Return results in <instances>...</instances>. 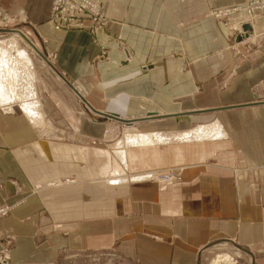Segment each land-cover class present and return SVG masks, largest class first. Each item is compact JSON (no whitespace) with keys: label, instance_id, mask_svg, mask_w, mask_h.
<instances>
[{"label":"crops","instance_id":"1","mask_svg":"<svg viewBox=\"0 0 264 264\" xmlns=\"http://www.w3.org/2000/svg\"><path fill=\"white\" fill-rule=\"evenodd\" d=\"M101 1L107 24L90 31L56 29L52 0H0L1 18L35 33L52 77L39 98L28 82L35 115L0 105L4 261L56 264L68 247L113 249L123 264H200L206 245L229 240L264 264V12L232 19L231 40L212 13L251 0ZM124 128L168 140L125 146L131 171L180 181L107 183L109 142Z\"/></svg>","mask_w":264,"mask_h":264},{"label":"rangeland","instance_id":"2","mask_svg":"<svg viewBox=\"0 0 264 264\" xmlns=\"http://www.w3.org/2000/svg\"><path fill=\"white\" fill-rule=\"evenodd\" d=\"M253 2H251L252 3L251 5H253ZM259 2L261 3V0ZM248 4H249V2L246 1L243 4H241V5H244V7H242L240 4H238V5H233L232 7L228 6V7L219 8L217 10L226 9V8L229 9V8H233V7L239 8V5H240V8L243 9L245 12V10L248 9L247 8ZM257 11H256V13H257ZM215 12H216V10H215ZM260 12H264V8H261L259 10V13ZM256 13L255 12L252 13L253 14L252 18L255 17L254 14L256 15ZM49 15H50V11L48 14V19H47L48 21H50ZM213 15L215 16V14H213ZM245 15H247V14H245ZM232 19L236 20L235 22H238L242 19V14L238 11H234L233 14H229V15H227L221 19L224 26L228 29L226 32H227V35L229 36V38H231V40H233L234 36L238 33V29L232 25V23L234 22V21H232ZM6 20L7 19H3L0 17V40L9 41L12 39H17V42L10 46L11 49L13 48V50H11L12 55L16 53L15 49L17 47L25 49L28 52V54L30 55L32 62L34 64L35 81L33 82V88H34V90H35V92L39 98L40 97L39 93L46 86V81L49 82L48 79L52 78L49 76V71H50L49 67L47 65L43 64V62H41L43 60L41 59V57L38 55V53L36 51L37 48L38 49L41 48L40 42L38 41L37 37L35 36V33L33 31H31L28 26L26 27V25L20 23V21L18 22V20L16 21V19L15 20H9V22H7ZM235 22H234V24H235ZM87 23H88V21H87ZM63 29H65V28H63ZM19 33H23L26 37L23 38ZM14 35H16V37ZM253 39H257V36L256 37L254 36ZM30 41L33 42L35 44V46H37V47L30 44L29 43ZM248 44H250V43H248V41H247L244 45H248ZM231 45H233V49H232ZM231 45H230V48L232 49L235 57L242 56L243 53L241 52V49L238 47L234 48L236 45L235 43L234 44L231 43ZM236 51L237 52L239 51V53H236ZM100 59H101V61L102 60L104 61V60H107L108 58L106 56V57L100 58ZM15 63H16L15 65L20 70V73L23 72L22 65L18 61H15ZM94 76L96 79L99 78L97 74ZM27 85H28V83L26 82V80H23L21 87L17 91L18 96L25 95L24 94V90H25L24 88H26ZM254 100H255V102H263L262 101L263 98L260 95H255ZM14 104L20 105L18 101L14 102ZM152 114H150V115H152ZM207 118L209 119V117H207ZM191 119L196 121V124H194L196 126H199L200 124H204L208 120V119L205 120L206 117H201V118L196 117V118H191ZM194 125H192V126H194ZM132 132H134L135 134L138 132L139 133H146L145 131H143L142 129L140 130L139 128L132 130ZM150 132L154 133V132H158V131L151 130ZM124 134H125V128L122 129V134L120 136L116 137L115 144H113V141L109 142L108 148L115 155V159L113 160V166L111 168L109 175L105 178V181L107 183H110V184L148 182L145 180H141V178H138L139 173H142L148 169L131 171L127 166L125 158L124 157H123V159L120 158L118 153L115 152V151L121 152V151H123V147H125V145L127 146V143H125ZM105 148H107V147H105ZM157 169L159 171L163 170L162 168H160V169L157 168ZM170 173H174V172H170ZM174 176H175V179L180 181V179H181L180 174L179 175L175 174ZM135 179H137V180H135ZM36 191L37 190L34 189V192H36ZM2 206L8 207V211L5 214V216L8 215L9 212L12 210L11 205L1 204L0 207H2ZM65 228L66 227H60L58 225L55 226V230H59V231H65ZM1 241H2V247L0 249V264H2L4 262V260H6V258H5L6 254L8 253V250L11 248L10 246L13 243L12 235H8L6 238H4ZM217 243H221L223 245L218 246V247L212 246V245L217 244ZM239 246H240L239 248L242 250V253H241V255H236V253H237L236 250L238 248L235 246V242H231L229 240L211 242L208 245H206L200 251L198 263H200V264H211V262L216 259V256L225 255V253H227L226 255H228L230 257V260L234 264H250V262H249L250 257L252 258L251 264H254L255 263L253 260L254 257H252L249 254L247 248L245 247L246 248L245 249L243 246H241V245H239ZM74 250L69 249L68 247H62L60 250L59 261L56 264H123V262H124V258L120 257L116 252H114L113 249H106V250H101V251L91 250L89 252L84 251L82 253L77 252V251H76L77 252L76 253V252H74ZM9 264H11V263H9Z\"/></svg>","mask_w":264,"mask_h":264},{"label":"bare ground","instance_id":"3","mask_svg":"<svg viewBox=\"0 0 264 264\" xmlns=\"http://www.w3.org/2000/svg\"><path fill=\"white\" fill-rule=\"evenodd\" d=\"M95 1L102 4L101 0H95ZM258 7H259V5H257L255 8H253L249 12H248V10H245V12H244V10L241 8H237L235 11H238L240 13H244V17L249 18V17L253 16L252 13H254V12L256 13L257 10L258 11L260 10V8H258ZM223 12H224V14H228V11H226V10H223ZM213 14H215V12L212 13V16L214 18L216 17L215 19H219V20H221V18L226 16L223 14L219 15V13H218V15H215V16ZM245 14H247V15L245 16ZM235 24L232 23L233 26H235ZM247 27L248 26H246V28ZM19 34L23 38L26 37L23 33H19ZM16 35H14V36L16 37ZM16 42H17V39H12L9 41L0 40V105L6 104V103H14V102L18 101L20 103L21 108L24 111H27L28 113L35 115L36 111H34V107L36 105H38L37 103H38V101L40 102V100L37 99L36 95L33 93L31 88L30 87L24 88L25 89L24 90L25 95H23V96H18V94H17V91L19 90V88L22 85V81L26 80V82L28 83L32 78L35 77V73L33 70L34 64L32 62V59L25 49H22L19 47H17L16 49L14 48L16 50V53L12 55L11 50H13V48L11 49L10 46ZM15 61H18L22 65L23 72L20 73V70L15 65L16 64ZM148 66L149 65H143V70H147ZM28 97H30V99ZM27 99H29V101ZM112 116H114V115H112ZM151 116H153V115H149V117H151ZM114 118H117L116 115L114 116ZM125 122L127 124L132 123L131 121H125ZM187 134H185L186 135L185 138L187 136L189 137V135H187ZM196 134H197L198 138L202 137V136L209 135L207 128H204V127L200 128L199 131L196 132ZM190 137H191V135H190ZM124 139H125V143H127V145H142V144L146 145V144H150V143L152 144L155 141L167 140L164 137V135H161L158 133H139L138 132L135 134L131 130L125 131ZM115 152L118 153L119 157L123 159V151H121V152L115 151ZM175 174L179 175V173H165V172H162L159 170H146L142 173H139L138 178H141V180H145V181L152 182L155 184H162V183H169V182H177L178 180L175 179V176H174ZM135 180H137V179H135ZM68 181L69 180H67V182ZM7 211H8V207H6V206L0 207V215H1L0 219L5 216ZM4 262L6 263V261H4ZM4 262H3V264H5ZM211 264H234V263L230 260V257L225 254V255L216 256V259L213 260L211 262Z\"/></svg>","mask_w":264,"mask_h":264},{"label":"built area","instance_id":"4","mask_svg":"<svg viewBox=\"0 0 264 264\" xmlns=\"http://www.w3.org/2000/svg\"><path fill=\"white\" fill-rule=\"evenodd\" d=\"M259 1H249L247 5L248 12L257 5H259L258 8L260 9L264 8V0H261V3ZM251 2H253V5H251ZM241 6L244 7V5ZM237 8L220 9L214 12L215 15L219 13V15L223 14L227 16L233 14ZM223 10L228 11V14H224ZM49 18L56 29L79 28L92 31L95 28L107 24V19L103 14L102 4L95 0H52Z\"/></svg>","mask_w":264,"mask_h":264}]
</instances>
